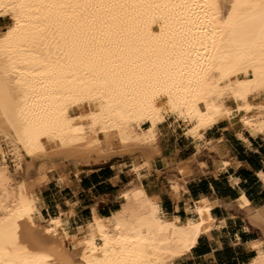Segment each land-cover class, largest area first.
<instances>
[{"label":"bare ground","instance_id":"6f19581e","mask_svg":"<svg viewBox=\"0 0 264 264\" xmlns=\"http://www.w3.org/2000/svg\"><path fill=\"white\" fill-rule=\"evenodd\" d=\"M223 1L0 0L13 21L0 29V135L26 160L19 181L0 163V264H173L209 234L210 203L168 217L137 184L73 231L72 210L42 217L35 187L56 159L152 152L172 118L197 139L233 117L263 134L264 0H231L228 15ZM262 245L246 264H264Z\"/></svg>","mask_w":264,"mask_h":264},{"label":"crops","instance_id":"0c3cea01","mask_svg":"<svg viewBox=\"0 0 264 264\" xmlns=\"http://www.w3.org/2000/svg\"><path fill=\"white\" fill-rule=\"evenodd\" d=\"M6 25V18H0V29ZM157 136L155 151L149 153H121L116 143L113 152L98 161L75 164L56 159L55 172L49 170L48 180L35 187L42 217L72 210L74 231L93 214L105 217L119 210L122 191L137 184L158 199L168 217L185 218L187 206L197 201L211 204L215 225L199 237L190 254L173 264L249 262L256 255L253 243L263 240L264 249V133L251 134L221 120L197 139L168 119L159 124ZM35 163L30 171L33 178L40 165Z\"/></svg>","mask_w":264,"mask_h":264},{"label":"rangeland","instance_id":"374dc122","mask_svg":"<svg viewBox=\"0 0 264 264\" xmlns=\"http://www.w3.org/2000/svg\"><path fill=\"white\" fill-rule=\"evenodd\" d=\"M223 3H224L223 4V10H222L223 14L224 15L230 14L231 8H232L231 0H224ZM6 23H7L6 26H11L13 24V21L10 18H6ZM171 120L174 122L175 125L178 124V122L175 121V119L172 118ZM230 121L235 126H238L239 128L242 127V125L239 123L237 117L231 118ZM143 127H145L143 129H147L149 127V125L144 124ZM241 129L246 130L243 127ZM246 131H249V130H246ZM249 133H251V132L249 131ZM240 136H242V135H240ZM12 149L14 150L13 145L11 144L10 140L5 135H0V163L4 160V162L7 163L9 169L13 173V175L16 179L15 181H19V179H22L21 177H23V169L25 167L26 160H25V158H23L21 160L18 159V157H16L15 150L13 152L15 154H13ZM38 162L41 163L42 160L39 159ZM18 163H20L21 167L18 166L19 165ZM77 230H78L77 228L74 229V231H77Z\"/></svg>","mask_w":264,"mask_h":264}]
</instances>
